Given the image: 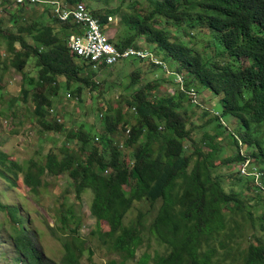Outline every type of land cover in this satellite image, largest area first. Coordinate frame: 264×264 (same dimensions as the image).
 <instances>
[{"label": "trees", "instance_id": "1", "mask_svg": "<svg viewBox=\"0 0 264 264\" xmlns=\"http://www.w3.org/2000/svg\"><path fill=\"white\" fill-rule=\"evenodd\" d=\"M11 1L0 0V37L6 43L0 76L6 63L21 74L20 94L25 102L30 99L40 136L60 134L64 143L48 147L42 159H30L24 170L1 150L0 140V177L13 187L23 174L22 183L38 196L48 179L66 176L54 215L71 239L61 241L62 259L51 260L39 247L41 234L31 215L0 201L1 227L9 231L7 241L0 242L1 262L83 264L82 218L65 200L70 195L78 203L90 191L89 214L96 223L89 235L97 236L104 256L111 257L104 264H264V0H121L101 12L86 6L106 30L109 14L118 15L121 33L111 42L121 51L144 41L185 77L183 91L162 94V80L136 86L146 60L120 59L101 69L133 67L127 89L111 100L104 98L99 72L68 48L76 25L60 21L49 8L43 9L46 19H30L24 10L28 1L14 8ZM196 34L208 40L205 51L195 48ZM147 63L151 72L163 70ZM202 87L221 108L204 110L195 125L187 110L193 106L189 92L199 95ZM60 90L78 103L84 90L102 101L95 113L102 122L98 132L57 121ZM227 119L235 124L238 134L228 135L240 151L231 161L217 162V139L226 136ZM251 158L263 165L259 179L238 171L224 181L217 171ZM131 209L134 216H128ZM147 217H152L148 227ZM148 236L161 252L149 253ZM6 249L12 258L5 259Z\"/></svg>", "mask_w": 264, "mask_h": 264}, {"label": "rangeland", "instance_id": "2", "mask_svg": "<svg viewBox=\"0 0 264 264\" xmlns=\"http://www.w3.org/2000/svg\"><path fill=\"white\" fill-rule=\"evenodd\" d=\"M14 1V2H13ZM12 8H14V3L16 0H13ZM47 1H57V0H47ZM121 0H101L98 3H90L88 1H83V5L89 8H94L98 11L103 10H113ZM1 4V2H0ZM1 8V7H0ZM49 8L47 5H30L26 4L24 10L28 11V18L30 19H46V14L43 9ZM16 9V8H15ZM14 9V10H15ZM124 11L132 12V9L126 8ZM3 13L0 11V15ZM107 19L110 25L106 28V33L112 38L119 33H121V28L119 24L118 15L109 14ZM7 18V16H3ZM5 28V27H3ZM174 29V28H173ZM194 33L196 31L194 30ZM195 48L199 51H205L207 39L201 34H196ZM206 39V40H205ZM189 41L188 38H184V41ZM140 45L148 47V44L141 42ZM141 47V46H139ZM138 47V48H139ZM6 48V43L3 38L0 37V54L5 57L4 51ZM160 58H162L160 56ZM3 60V57H2ZM167 63V62H166ZM169 68L174 69L175 66L167 63ZM3 66V65H0ZM31 67H29L30 69ZM133 67L121 66L114 67L113 69H107L99 72L97 77L98 81L105 82L106 95L104 98L111 100L116 98V95L119 90H126L129 83L131 82V71ZM160 71V70H159ZM150 71L149 65L147 62L141 67V78L136 86H141L143 83L148 82L149 80L158 79L161 82L160 93L162 94H173L176 90L181 88L176 86L172 81L170 76L168 77L164 71ZM22 87V78L21 74L15 71L10 67L8 63L4 65L2 69V75L0 76V140H1V150L6 153L12 162L18 163L24 170L28 166V162L32 158H44L48 151V147H57L62 146L64 143V138L62 135L57 134L55 137L51 136H40L41 128L37 123V120H33L30 112L31 105L30 99H25L21 97L20 89ZM201 90L200 94L195 95L194 102L191 101L193 106H187L188 112L194 114L192 119L195 125H198L202 119V113L204 110H210L214 112H219L221 104L218 100L212 99L213 96L210 95V92L204 89ZM182 91V90H181ZM82 101L78 103L74 98L67 96V91L60 90L58 92V98L54 103V114H56L64 123V125L70 129H74L79 126H84L88 130L98 132L101 128V121L97 119L95 115L96 109L101 106L102 101L98 99L94 93L89 90H84L82 92ZM196 106V107H194ZM225 121V120H224ZM228 131L226 136L218 138L217 142L219 143V156L218 161H226L235 158L238 154V150L232 142L234 139L228 134H238L235 130V124H231L230 120L227 119ZM214 134V133H212ZM236 138H239L236 135ZM49 140V141H48ZM245 148V147H244ZM241 149V152L247 154L246 149ZM252 164L255 167H258L260 170L262 166L251 158ZM242 163H230L229 165L220 166L218 168V173L222 176V179L225 181L227 176L237 174L239 171V166ZM238 176V175H237ZM23 174L19 175V180L16 182L15 186H10L4 179L0 177V201L3 205H19L22 206V211L24 214H30L33 221V225L41 234L39 238V247L42 248L43 252L55 262H59L63 255V245L62 239H71L66 237V229L58 223L59 220H55L54 212L57 209V204L59 203V197L64 192L65 184L68 179L66 176H62L58 179H48L46 181V188H42L39 191L38 196L32 195L28 188L22 183ZM92 194L90 191L85 192L81 196V200L78 203H75V200L72 196H66V202L70 205L76 215L81 216L83 227L79 230L80 240H86V250L82 258L83 264H104L108 262L111 258L109 255L104 256V251L100 245V239L97 236L89 235L93 227L95 226V219L89 214V206L91 203ZM135 210L131 209L128 212V216H134ZM78 218V217H77ZM4 221L2 214H0V242L7 241L6 236L9 231L1 227V223ZM152 222V217H147L145 225L148 227L149 223ZM77 226V222L71 223V229ZM70 229V228H69ZM148 239L151 243L152 250L149 252L151 255L153 252L162 251L160 244L153 238L148 236ZM147 246V245H146ZM1 250V249H0ZM90 251H93V255L90 254ZM5 259L12 258V250H4ZM142 251L138 253V256ZM115 257V256H113ZM89 258H92L93 262L89 261ZM6 263L1 262L0 264H14L12 260H6Z\"/></svg>", "mask_w": 264, "mask_h": 264}, {"label": "built area", "instance_id": "3", "mask_svg": "<svg viewBox=\"0 0 264 264\" xmlns=\"http://www.w3.org/2000/svg\"><path fill=\"white\" fill-rule=\"evenodd\" d=\"M26 1L31 5H47L49 7V12L54 17L60 21H66L78 27V32L69 37L68 48L89 64L91 70L100 72L102 68H109L120 59L132 56L162 67L164 73L168 77H173L174 82L182 91L185 89V77L182 74L173 72V70L171 71L168 64L158 57L153 50L148 49V47H128L121 51L111 42V37L106 33L104 25L101 24L98 18L85 8L84 5H70L60 2L59 0H16L15 3L19 5ZM189 95L191 101L194 102L195 95H197L195 91L190 90ZM52 112L53 111H51V113ZM57 121L61 122V119L57 117ZM239 172L241 176H254L256 179H259L263 174L258 167L252 164L251 160H247L243 163L239 167Z\"/></svg>", "mask_w": 264, "mask_h": 264}, {"label": "clouds", "instance_id": "4", "mask_svg": "<svg viewBox=\"0 0 264 264\" xmlns=\"http://www.w3.org/2000/svg\"><path fill=\"white\" fill-rule=\"evenodd\" d=\"M251 162H252V161H251ZM260 171H261V170H260ZM261 172H262V171H261ZM262 176H263V174H262ZM262 176H261V177H262ZM246 177H247V176H246ZM249 177H250V176H249Z\"/></svg>", "mask_w": 264, "mask_h": 264}, {"label": "crops", "instance_id": "5", "mask_svg": "<svg viewBox=\"0 0 264 264\" xmlns=\"http://www.w3.org/2000/svg\"><path fill=\"white\" fill-rule=\"evenodd\" d=\"M71 5V4H70ZM76 5V4H75ZM83 5V4H82ZM85 8H86V6H85Z\"/></svg>", "mask_w": 264, "mask_h": 264}]
</instances>
